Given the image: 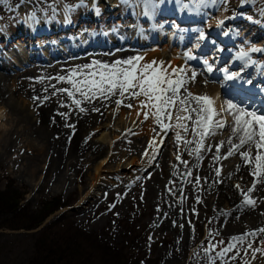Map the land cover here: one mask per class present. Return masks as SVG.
<instances>
[{
  "label": "rangeland",
  "instance_id": "obj_1",
  "mask_svg": "<svg viewBox=\"0 0 264 264\" xmlns=\"http://www.w3.org/2000/svg\"><path fill=\"white\" fill-rule=\"evenodd\" d=\"M64 1L70 14L84 13L93 8L97 10L106 8L103 0H95L96 8L93 7V0ZM118 1L121 6L129 11L136 13V7L138 6L141 16L146 13L144 0H132V5L129 4V0ZM168 1L173 5L181 4L178 3V0ZM183 1L189 7H182L191 11L192 9L200 12L205 11L207 17H202L199 22L183 23L173 16L157 14V11H154L155 19L151 20L153 24L148 21L146 15L145 20L138 17V21L128 17H124L122 20L115 17L109 23L111 26L106 29L107 31L103 30L102 32V26L99 29L93 21L83 20L76 21L74 27H70L67 31L54 28L52 31L39 33L31 38L29 35L26 37L24 34L27 31L30 33V26L27 23L28 17H32L31 14L33 15L35 12L36 15H39V18L31 20L33 27L36 28L38 24L39 28L44 25L48 29L41 19L44 17L42 10L48 9V16L53 18L55 9L49 6H60L59 0H0V42L4 41L6 43L8 41L15 44L11 48L0 51L6 62L9 63L5 66L10 70L0 68V76L6 77L7 75H4L3 72L9 73L14 76L13 81L16 82L13 84L10 79L11 81L7 84V87L11 88H7V95L8 98L11 97L9 99L12 105L14 108L19 109L24 117L36 119L37 114L34 108L41 105L39 103L40 94H36L38 92L34 91L31 92L32 88L30 89L31 93L27 96H29V100L32 102L31 105L34 108L29 107L27 97L25 99L19 95L14 88L18 85L19 74H24L25 71L32 70L35 66L40 65V70H46L54 64H71L76 60L98 56L101 53L100 58L118 57L123 51L133 50L134 56L146 54L143 57L146 61L148 55V60L154 59V61H157L160 55L159 52L162 51L161 54L169 63H182L184 70L187 68L197 70L206 80L210 72L207 70L204 61L212 60L211 62H216V57L209 58V55L219 54L216 50L221 49L220 42H218L220 39H216V37L218 38L222 32L229 31L236 35V40H233L235 45L227 48L229 56L230 54L234 56L246 52L249 58L244 63L249 61L251 55L255 53L254 59L258 58L259 51L253 52L251 49L261 48V43H263L264 0H206L203 4L199 3V0ZM169 2L167 0H161V2L160 0H154L155 6H157V3L171 5ZM53 3L54 5H52ZM35 4H37L40 12L33 11V9H36ZM150 8L153 9L149 6L147 13L148 10H151ZM193 12L191 15L194 16ZM15 13H17V16ZM18 14L21 20L17 19ZM196 16L194 17L197 18ZM211 19L216 23L208 21ZM81 23L83 27L79 26ZM10 24L20 25L24 33L14 36L15 31L12 33L8 29ZM213 24L218 25L213 27ZM82 29H85L88 33L84 36V38L87 36V41L83 40V46L80 51H77V54V52L70 51L68 47L75 46L76 38L80 37ZM133 33H136L141 44L123 43L107 48L100 46H95V48L86 47L92 37L96 39L94 43H97V38H99L102 44L107 42L109 45L111 44V38L116 40L119 37H124L123 39L128 38L133 41L136 39V36L131 38ZM201 33H203L204 39H200ZM154 34H157L159 39L157 45L151 42L149 37ZM22 35L27 40L22 41L20 39ZM53 38H57L58 42H54ZM260 39L261 42L257 41ZM143 41H147V43ZM208 42H211V45ZM203 44H207L208 49L200 54L198 50L202 48ZM14 47L18 49L16 56H13L15 55ZM165 48L166 51L163 52ZM119 49L120 51H118ZM19 52L26 54V56L33 55L43 58V60L35 58L30 60L27 58L25 64H21L16 59ZM50 52L59 55L51 57ZM197 54L200 56H197ZM190 56L193 58H189ZM231 59L227 58L225 61L223 59L219 64L230 63L228 65L229 70L234 71L238 66L230 67L234 58ZM211 62H208L209 65L212 64ZM260 67L264 68V63ZM239 69L243 70L244 67L239 66ZM67 76L69 75L66 74L65 77ZM209 83L218 85L216 81L209 80ZM195 85V89L199 92L198 85ZM210 88L215 90L213 87ZM32 94H36L35 97L31 96ZM51 96H55L51 99L55 102L58 101L60 105V115L69 111L71 114L79 112L78 107L72 103L66 93ZM117 98L116 96L112 97L111 103L102 98L95 99L91 103L84 102L91 109H93L92 107L99 109V111H95L97 114L99 113V117H97L99 120L93 119L83 138L87 140L86 143H92L97 149L102 148L104 153L93 161L76 164L70 171L72 181L64 187L42 183L46 176L44 172L43 174L38 172L35 176L31 175L30 171L34 167L39 166L40 170V165H46V163L43 161L38 165V163L32 161L31 157L36 153L33 141L24 133L23 124L16 121V115L9 113V107H1L3 105L0 104V109L3 108L0 111V129L6 131L12 129L15 132L17 144L15 147L13 144H0V190L17 191L19 202L16 210L20 212L22 210L27 211V214L39 213L45 206H60L33 229L0 227V264H26V258L31 253L35 254L31 243L36 239L38 232L48 226L53 233L59 234V232L66 231L67 224L86 232L87 235H83L81 240L83 243L80 242L83 245L85 244L88 250H91L93 244L95 249H102L101 252L105 250L101 247L104 244L110 247L111 250L113 248H119L120 250L123 248L124 257L130 261V264H208V256L205 254L204 249L217 244V248L211 253L215 256L216 252L227 247L232 236L223 230L222 221L218 224V217L216 214L212 215L213 212L208 209V203L202 193L205 188V181H199V178H197L196 181L191 182L188 180L186 185L183 184L182 172L185 168L180 167V164L182 161L190 162L191 159H188L183 152L179 155L180 159L173 157L177 156V148L180 146V143L177 144L174 130L155 129L154 136L157 135L156 137L160 139V142L156 144V149L149 150L150 147H146V143L148 144L147 139L140 138L137 135L138 138L134 135V132H137V127L131 126L125 130L123 128L124 119L127 118V114L123 111L130 112L136 106V100L125 99L117 109L115 104ZM61 104L65 106L62 107ZM127 104H132L133 107L128 108L125 106ZM122 112L125 116L124 119L122 118L123 120L121 119ZM61 116L65 117V115ZM145 123L143 119L140 121L139 127H142ZM67 129L70 131L72 126L68 125ZM73 131L75 132V129ZM216 131L223 130L217 129ZM217 132L215 138L220 137L222 139L225 136L223 134V137H221ZM174 136L175 138L172 139ZM193 162L198 166L201 165L200 158H193ZM100 164L102 167L99 171V178L92 188V177L96 173V167ZM229 208H232V206H229ZM176 209L180 211L179 220L174 218ZM219 241H224V243L218 244ZM249 242L252 244V248L247 247ZM255 248H264V233L253 238L248 237L244 244L239 245L232 253H228V257H231L236 251L240 253L235 261L229 260L228 264H244V261H248L249 264H264V258L260 256L262 253H255V258H253L252 250ZM107 253L110 254V259L114 258V254ZM228 257L225 259H228ZM106 262L109 263V259ZM216 264H221V261L217 260Z\"/></svg>",
  "mask_w": 264,
  "mask_h": 264
},
{
  "label": "bare ground",
  "instance_id": "obj_2",
  "mask_svg": "<svg viewBox=\"0 0 264 264\" xmlns=\"http://www.w3.org/2000/svg\"><path fill=\"white\" fill-rule=\"evenodd\" d=\"M103 1L106 4V7L108 6L109 8H107V10L103 9V8H101L99 10L95 9V10H93L92 15L89 11H86L84 13H78V14H70V11H68L67 9L66 10L62 9L59 12L60 14L58 15L57 10L54 8L55 10L53 11V16H54L53 18L48 16V9H43L42 13L44 14V17H42L41 19L45 23V25L48 27V29H51L52 27L53 28L58 27V28L65 29L66 26L72 24L76 20H79V22L83 21L86 14H88L90 19H92L93 21H96V22L100 21V23L102 24V31L103 30L107 31L106 29H108V27L111 26L109 24V23H111V20L109 17H111L113 15L119 16V14H120V16L118 18H121V19H123L124 17L133 18L134 14H135V17H141L140 16L141 13L138 9V6L136 7V13H134L132 11L127 10L125 7L121 6V4L118 0H116L115 2L113 0H103ZM92 3H93V5H95L94 0ZM129 4L132 5V0H129ZM52 5H54V3ZM59 5H60V3H59ZM74 6H75V4H74ZM155 7L157 9L158 6H155ZM168 7H169V5L167 3L166 8L168 9ZM95 8H96V6H95ZM99 8H100V6H99ZM17 10H18V8H17ZM24 11H26V10H24ZM33 11H37V9H33ZM174 11L176 12V15L178 17H181L182 14H185V16H187L186 18L193 17V15H191L192 11L189 9H186L182 6L181 7L177 6V9H176V7H174ZM19 14H18V16H19ZM15 15L17 16V13H15ZM149 15H152V14H149ZM196 15L195 16L197 18L200 17L199 16L200 14L196 13ZM31 16L32 17H28V20H27V23L30 26V29H29L30 33H28V35L31 37H34L35 35H38L39 33H41L39 31V30H41V28H38L39 27L38 24H37L36 28L33 27L32 22H31V20H33V19H38L39 16L36 15L35 12L33 13V15L31 14ZM10 18H12V17L10 16ZM23 18H25V17H23ZM17 19L21 20V17L17 18ZM33 22H35V21H33ZM213 22L216 23L215 21H213ZM17 23H19V21H17ZM120 23H117V24H120ZM134 27H136V26H134ZM8 29L12 33L15 30L14 36L20 35L21 30H22L20 25H12V24H10L8 26ZM116 30H117V28H116ZM1 31H3V30H1ZM113 31H115V30H113ZM142 35L144 36L143 33H142ZM226 35H227V32L222 33L221 37L224 38ZM23 36L24 35H22L20 38L22 41L25 39ZM134 36H136L135 38H136V40H138L136 33H133L131 35V38H133ZM149 37H151V41L153 39L154 40L156 39V41L159 40L157 38V36L153 37L152 35H150ZM235 37H236V35H235V33H233L231 35L230 39H235ZM109 38H110V36H109ZM123 38L119 37L120 41H123L124 40ZM53 39H54V42H58L57 38H53ZM25 40H27V39H25ZM136 40H134L136 42V45L141 44V42L136 41ZM111 41H113L112 38H111ZM156 41H154V42H156ZM2 42H0V47H1L0 51L1 50L4 51L5 48L8 49V48H11L13 45H15L13 43H9L8 41L6 43H4V41H2ZM135 42L131 43V45H135ZM153 46H155V45H153ZM165 46H167V45H165ZM153 48H157V47H153ZM16 50L17 49H15V55H13V56H16ZM118 51H120V49ZM132 51H129V50L126 52L123 51V53H120V55L118 57L113 56L114 58L113 57H101L100 58L99 56H101L102 53L98 56H93V57L87 56L88 58L76 60L71 64H62V65L54 64V65L48 67V69H46V70L45 69L40 70L41 69V68H39L40 65L38 67L33 65L35 67L32 70L25 71L24 74H19L18 77H20V78L17 82L18 85H16L14 88L16 89L17 93H19V95L23 96L25 99L27 97L28 104H30L29 107H33V106L31 105L32 102H31V100H29V96H27V95L29 93H31L32 91L38 92L36 94H40L39 95L40 96L39 97L40 102L39 101L38 102L41 105L38 106V108L33 107L34 111L37 114L36 119H31V118L26 117V116L24 117L23 113L19 109L14 108L11 100L9 99L11 97L8 98V95H7V88L9 87V86L7 87V84L11 80H12L13 84L16 82L13 81L14 76L10 75L9 73L2 71L3 73H5L4 75H7V76L6 77L0 76V104L3 105L1 107H4V106L9 107V113L16 115V121L17 122L20 121L23 124L24 133L28 135V137L31 139V141H33L36 153L34 156L31 157L33 159L32 161L38 163V165H40V162H43V161L46 163V165H40L41 166L40 170H39V166L34 167L30 171L31 175L35 176L36 174H38V172H40V174L41 173L43 174V172H44L46 174V176H45L44 181L42 180V183H49V184H53V185L58 186V187H64L66 185H69L70 182L72 181V179L70 178V174H71L70 171L72 170L73 167H75L76 164H79V163L85 164L88 161H91V160L93 161L95 158L101 156L104 153V150L102 148L97 149L96 147L93 146L92 143H86L87 140H85L83 138L84 133H86V130L89 127L90 123L93 121V119H95L96 121H97V119L99 120V118H97V117H99V113L97 114L95 111H93L94 107H92L93 109H91L88 104H85L84 102H82L80 107H83L85 109V111H80V108L78 107L79 112H77V113L73 112L71 114L69 111L68 113H66L65 117L63 118L59 114V112H61V110L59 109L60 105L58 104V101L55 102L54 100L51 99L57 95H55V96H51V95H53L54 92H55V94L59 95L60 92H56L55 89H59V88L71 89V85H69L65 82H58V80L56 79L57 77H60V76L65 77L66 74L70 75V73L76 69H79L81 72H83V71H85L83 69V66L87 65V64H92L94 61H100L103 63H112L116 60H123V59H127L129 57H133L134 51L133 52ZM165 51H166V48L163 50V52H165ZM159 53H160V55L157 58V62L163 61L166 67L170 66L169 71L171 70V68H183L182 63H177V62L176 63L175 62L169 63V61L166 60L163 57V55L161 54L162 51H160ZM77 54H78V52H77ZM144 55H146V54H143L142 57H145ZM192 55H194V53H192ZM27 58H29L31 60L33 58V55L26 56V54H24V53H21V52L17 53V58H16L17 60H26ZM148 58H149V55H148ZM148 58H147V61H146V59H144L142 63L154 61V59L148 60ZM171 58H173V57L171 56ZM200 59H202V57H200ZM243 59L241 60V62H243ZM13 61L15 62V60H13ZM255 63L251 64L250 67L247 66V70L245 69L246 71L241 72V74L238 76V78L241 81L246 80L247 84H252L251 80L246 79L245 77L247 75H249V73L251 72L253 67H254L253 70L256 73L262 68L259 65H257V63L255 65ZM5 64L9 65V63L6 62V59L3 58L2 53L0 52V68L6 70L7 67L5 66ZM211 66H212V68H215V66H213V64ZM263 70H264V68H263ZM193 71H195V70L188 69V68L185 70L187 76H189V77L191 76V73ZM195 72L197 73L195 81L194 82L190 81L186 85L187 88L189 89V91H191L192 93L197 94V95L207 94L209 96L214 97V91L215 90H212L207 85L206 80H203V78L201 77L199 72H197V71H195ZM255 72H254V74H256ZM226 76H227V74H226ZM249 81H250V83H248ZM195 84L198 85L199 92H198V90L195 89V86H196ZM53 86H55V88H53ZM225 87H227V85H225ZM31 88H32V90L30 92ZM229 88H231V87H229ZM35 89H37V90L35 91ZM36 94H32L31 96L35 97ZM221 94H225L224 91L221 92ZM249 95L250 94L248 92L247 95H243L241 98H236V97L228 94V96L232 100H234V102H236L242 106H246V108H248L249 110H255L259 113H264V103L262 105H257L254 107V102H253V100H251V96H249ZM76 98H79L78 94H77ZM106 100H107V102L110 101V103H111V99L110 100L106 99ZM51 101H53V102H51ZM136 102H137L136 106H134V108L130 112L127 113V111H123L124 113L127 114V116H126L127 118H125V116L122 112L121 119L125 118L123 128L125 130L131 126L137 127L136 128L137 132H134V135H136V136L139 135L140 138H146L147 142H148V144L146 143V147L147 146L150 147V144L155 142L154 147H150L149 150L156 149V146H157L156 144L160 142V139L156 137L157 135L154 136V132H155V129H158L160 127L154 122V120L151 117H149V119H147V120L144 119L143 114H142V110L139 107V102L137 100H136ZM241 103H243V104H241ZM245 103H247V104L244 105ZM216 106L217 107L220 106L219 101L216 102ZM2 109L3 108H1L0 111ZM138 111L141 112V114L139 116L137 115ZM23 112H24V110H23ZM143 119L145 120L146 123L144 125H142V127H139V123ZM14 122H15V119H14ZM230 124H231V122L228 125H226L227 129L225 132H223V131L217 132L216 131L219 135H221V137H223L222 136L223 134L225 135L222 139H220V137L215 138V136L209 137L206 139L205 148L208 150H204L200 154L199 158L201 159V165L198 166L196 163L193 162V158H196L195 155L189 154L190 150L195 147L194 144L185 146L183 141H181L180 146H178V148H177L178 153L176 152V154H177V156H179L181 154V152H183V153H185V155L188 159H191V161L187 162L186 164L185 163L183 164L182 162L180 164V167H183V169L185 168L182 172L183 173V177H182L183 184L186 185L188 180L191 182L196 181L197 178H199V181H203V180L205 181V188L202 190V193H203V195L206 198V201L208 203V207H209L208 209L210 212H213L212 215L216 214V216L218 217V219H217L218 224L222 221V225L224 228L223 230L227 231L233 237V236H239L243 233H247L250 231H255L259 228H264V184H257L256 190L250 194L252 199H254L256 201L255 207L246 206L243 204V196L241 194V189L246 191L248 188H250L252 186L253 177L250 175L251 167L245 166L244 162L241 160L238 153L236 155L228 157L227 159H219V160L214 159V156L216 155V145L219 144L220 142H224L223 147L220 148V156L223 157L224 155L227 154V151L230 147V145L228 144V140H229V137L231 135ZM68 125L72 126V129L70 131L67 129ZM73 129H75V132L73 131ZM176 131L177 130H174L175 134H176ZM182 135H185V134L182 133ZM186 135H187V139H190V140H196L197 139V137L192 136L191 132L187 133ZM139 136H137V137L139 138ZM162 136H164V135H162ZM173 138H175V136L172 137V139ZM233 142L235 143L236 141L233 139ZM0 144H11V145L13 144V146L15 147L17 145L16 139H15V132L12 129L7 130V131L5 129H0ZM179 151H180V153H179ZM168 155H170V154L168 153ZM177 156H173V157L177 158ZM151 157H148V158H151ZM169 162H170V160H169ZM101 164H100V166L96 167V173L92 177V184H93L92 188L95 185V182L99 178V174H100L99 171L102 167ZM194 164H196L197 167L194 166ZM237 166H239V168ZM216 169H220V175L219 176L216 175ZM189 172H191V175H188ZM237 184L240 185V189L236 188ZM89 192H90V190H89ZM229 206H232V208H229ZM174 218L177 220H179V218H180V211L178 209H176V211L174 213ZM182 219H180V220H182ZM261 234H263V233H258L257 235H261ZM249 237L253 238L255 236H249ZM260 256L262 258H264V254H260Z\"/></svg>",
  "mask_w": 264,
  "mask_h": 264
},
{
  "label": "snow or ice",
  "instance_id": "obj_3",
  "mask_svg": "<svg viewBox=\"0 0 264 264\" xmlns=\"http://www.w3.org/2000/svg\"><path fill=\"white\" fill-rule=\"evenodd\" d=\"M205 2L206 0H199L201 4ZM144 3L146 14L149 6L155 7L154 0H144ZM200 39H204L203 33ZM251 51L261 50L253 48ZM239 55L243 58L248 53L241 52ZM143 60L142 56H134L112 63L94 61L92 64L84 65L85 71L83 72L76 69L67 77H57L58 82L71 85V89L59 88L55 91L66 93L72 103L80 108V111H85L83 107H80L82 102L91 103L99 98L110 100L114 96L118 97L115 100L117 109L125 99L137 100L145 120L151 117L164 131L177 130V144L181 141L185 146L195 144L189 154L195 155L197 159L202 151L208 150L205 148L206 139L214 136L217 129H223L228 125L229 122L225 117H231V135L228 140L230 147L227 154L221 157L220 148L223 147L224 142L217 144L214 159H227L238 153L245 166L251 167L252 186L246 191L241 189V194L244 205L255 207L256 201L250 194L256 190L257 184H264V113L249 110L232 99L222 102L217 107V98L207 94L197 95L187 88L186 85L190 81H195L197 75L195 71L189 77L183 68H171L169 71L170 66L166 67L163 61L142 63ZM204 63L207 65V70L211 72L212 66L207 60ZM237 76L236 73L227 74L226 79L232 80ZM77 94L79 98H76ZM61 106L65 105L61 104ZM125 106L133 107L132 104ZM93 111H99V109H93ZM140 114L141 112L138 111L137 115ZM189 132L197 139H187L186 134ZM154 145L155 142L150 144V147ZM177 159L180 157L177 156ZM182 163L187 162L182 161ZM188 175H191V172ZM216 175H220V169H216ZM236 188L240 189V185L237 184ZM258 233H264V228L233 236L227 247L220 249L215 256L211 253L215 251L217 244L204 249L208 256V264H216L217 260H220L221 264H228L229 260L235 261L240 254L239 251L231 257H228V253H232L239 245L244 244L249 236H256ZM223 243L224 241L218 242V244ZM247 247L252 248V244L249 242ZM257 252L264 254V248L253 249V258ZM226 257L228 259H225ZM244 264H249V262L244 261Z\"/></svg>",
  "mask_w": 264,
  "mask_h": 264
},
{
  "label": "trees",
  "instance_id": "obj_4",
  "mask_svg": "<svg viewBox=\"0 0 264 264\" xmlns=\"http://www.w3.org/2000/svg\"><path fill=\"white\" fill-rule=\"evenodd\" d=\"M18 202L17 191L0 190V227L33 229L60 207L59 205L45 206L39 213L27 214V211L16 210ZM65 228H67L66 231L59 232L60 235L53 233L48 226L38 232L36 239L31 243L35 254L31 253L26 258V264H130V261L124 257L123 248L111 250L104 244L101 247L105 250L101 252L102 249H95L93 244L91 250H88L81 241L83 235H87L85 231L74 228L70 224H67ZM106 251L114 254V258L110 259V254ZM108 259L109 263L106 262Z\"/></svg>",
  "mask_w": 264,
  "mask_h": 264
}]
</instances>
